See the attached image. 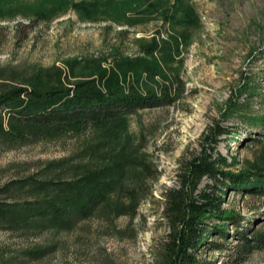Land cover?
<instances>
[{
	"label": "rangeland",
	"instance_id": "obj_1",
	"mask_svg": "<svg viewBox=\"0 0 264 264\" xmlns=\"http://www.w3.org/2000/svg\"><path fill=\"white\" fill-rule=\"evenodd\" d=\"M74 1L0 0L2 77L20 79L56 68L66 86L95 77L104 89L93 67L98 63L108 73L120 54L154 58L161 66L154 76L157 89L166 84L176 96L127 115L119 143L115 148L109 143L110 150H89V134L28 141L0 136V199L6 201L30 196L35 202L58 190L33 181L13 188L19 179L75 180L86 168L128 157L119 185L88 216L70 213L19 226L0 222V264H155L153 254L169 231L162 192L176 183L185 149H199L203 134L218 122L226 131L218 134L216 149L231 169L264 165L262 131L241 119L244 113L264 117V0H118L128 5L123 14L91 19L73 8ZM172 36L178 51L170 60L141 48L152 37L160 42ZM134 78L126 73L125 89ZM139 79L148 80L146 70ZM232 103L240 110L227 111ZM122 144L121 155L116 152ZM133 183L144 198L127 212L121 186ZM224 199L223 206L239 217L225 238H207L218 248L202 247L198 257L206 264H264V197L228 190Z\"/></svg>",
	"mask_w": 264,
	"mask_h": 264
},
{
	"label": "trees",
	"instance_id": "obj_2",
	"mask_svg": "<svg viewBox=\"0 0 264 264\" xmlns=\"http://www.w3.org/2000/svg\"><path fill=\"white\" fill-rule=\"evenodd\" d=\"M72 6L86 19L99 13L123 14L125 8L118 0H78ZM141 48L146 55L157 50L162 53L163 60H170L178 51V42L175 36L160 42L152 37L143 42ZM115 67L106 73L95 63L93 70L97 72L104 89L99 87L95 77L66 86L61 82L60 72L56 68L53 69L54 73L40 71L20 79L0 75V136L28 141L68 134H89L92 142L89 150H99L101 147L110 150V146H107L109 143H113L115 148L126 125L127 115L138 109L171 103L176 96L166 84L157 89L154 76L161 72V66L154 58L133 59L118 54ZM143 70L147 71V81L139 79ZM129 71L134 73L135 78L125 89L122 78ZM239 107L232 103L227 111L240 110ZM241 119L245 124L261 130L264 136V117L244 113ZM224 131V127L216 122L208 133L203 134L199 149H185L181 154L176 183L165 187L162 192L163 213L169 231L153 254L155 264H206L198 257L201 248H218L207 238L211 234L225 238L228 225L239 217L234 210L223 206L226 192L234 190L264 197V165L251 169H231V161L216 149L217 136ZM252 140L262 139L254 137ZM118 148L116 153L121 154L125 146L122 144ZM127 158L111 162L108 167L103 163L95 168H86L75 180H63L60 176L56 180L29 177L13 182V188L17 189L33 181L32 184L36 186L48 184L58 190L56 194L37 196L39 199L35 202L29 201L30 196L22 199L28 200L24 202L0 199V222L19 226L61 219L70 213L88 216L119 185ZM204 179L207 181L199 187ZM121 187L127 199L123 208L133 212L136 204L144 198L140 185L133 183Z\"/></svg>",
	"mask_w": 264,
	"mask_h": 264
}]
</instances>
